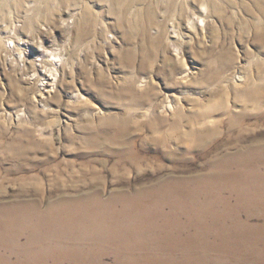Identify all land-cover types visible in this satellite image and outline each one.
<instances>
[{
    "label": "rangeland",
    "instance_id": "1",
    "mask_svg": "<svg viewBox=\"0 0 264 264\" xmlns=\"http://www.w3.org/2000/svg\"><path fill=\"white\" fill-rule=\"evenodd\" d=\"M143 24L149 33L162 36L161 49L151 56L145 53V72L140 70ZM128 53L134 54L133 64L122 60ZM171 62L182 64L173 74L176 89L167 88L158 75L161 68L168 73ZM133 75L140 77V99L145 91L152 99L140 104L131 100L134 90L124 86L132 84ZM206 75L217 77L204 80ZM259 87H264V0H0V174L6 177L0 179V204L37 202L47 211L63 200L82 202L89 193L85 191L101 184L99 199L115 202L114 211L127 214L119 220L100 218L94 222L96 230L92 227L93 233L82 237L34 225L42 214L34 212L16 235L15 228L3 227L7 240L0 247V264H264V190L248 184L241 191L237 186L217 190L219 196L210 199L204 192L193 200L191 194L154 196L133 209L116 195H135L142 186L173 182L171 171L178 177L202 173L225 150L236 151V146L219 148L234 110L248 114L242 124L251 127L239 145L263 138L264 94L250 93ZM119 89L128 93L116 95ZM220 91H225V100ZM217 95L229 105L220 121H214L216 115L211 118L215 123L210 121L219 136L204 145L184 139L173 146L178 152L174 159L150 147L153 161L139 172L131 166L128 174L120 173L115 154L104 165L105 155L84 139L83 126L89 120L96 124L123 115L127 108H139V121L147 120L145 111L162 99L165 114L174 109L167 107L170 101L190 112L197 99L208 102ZM254 97L257 106L251 104ZM143 124L135 130L146 131ZM32 139L44 147L29 157L45 161H27L22 166L34 168L21 172L9 157L11 146L34 147ZM56 166L64 171L97 168L99 175L43 174ZM258 168L264 175V164ZM38 173L40 180L31 184L40 183L41 190L32 192L27 177ZM247 194L257 204L246 203ZM15 216L26 215L23 211Z\"/></svg>",
    "mask_w": 264,
    "mask_h": 264
},
{
    "label": "bare ground",
    "instance_id": "2",
    "mask_svg": "<svg viewBox=\"0 0 264 264\" xmlns=\"http://www.w3.org/2000/svg\"><path fill=\"white\" fill-rule=\"evenodd\" d=\"M142 28L146 36V40H142L140 42V47L142 49L140 70L145 72L149 70V64L145 53L146 51L151 52V56L157 49H161L162 44L160 39L162 36L161 34L153 35L149 33L148 26L145 24L142 25ZM133 58L134 54L128 53L122 58V60L126 61V64L129 65L133 64ZM181 67V62H178L177 64L171 62L168 73L164 72V68L159 70L158 75H160L166 81V85H168L167 88L175 87L174 89H176L179 87L178 83H176L175 79H173V74L176 73L177 68ZM208 76L209 79L212 78V80H215L217 77V75H213L212 77L211 75H206L204 80H206ZM139 80L140 77L133 75V78L130 79V82L132 81V84H135L125 85L124 87L132 91L134 90V96L131 100L138 101L140 104V102H146L150 100V98L152 99V95L149 93V91H145L148 92V94L145 96L142 95L144 101L143 99H140L141 95H139L138 92L140 90L137 88V82ZM149 85H153V82H149ZM254 91L264 94V87H259L258 90H251L250 93H253ZM127 93L128 92L123 93L122 89H119L117 90L116 95H124ZM154 94L159 97L161 93L156 91ZM221 94L225 100V91H220V96ZM220 96L217 95L208 102L197 99L195 107L190 112H185L183 105H176V107H174L175 104L170 101V104L168 103L167 107L174 108L171 110L170 114H165L162 110L161 104L164 99H162L161 102L160 100H157L155 106L152 109L149 107L148 112L145 111L147 120L143 121H139L138 115L140 114H136L139 108H136L135 110L134 108H127L123 115H110L107 118H102V120L96 124H94L92 120H89V124L93 125L88 124L83 126L85 133L84 139L91 144L93 150L101 151L103 155H105L106 158L101 160L104 165L107 163V157L115 154L117 163L120 165V167H122L121 171L123 170V172L120 173L128 174L129 171H127L126 168L131 166L139 172L145 166V163L153 161L152 158L154 155H150L148 152L150 147L159 152L161 156L174 159L176 158L178 152L176 153V149L173 146H175V144L179 145V143H181L184 139H193L200 145H204L205 142L209 141L211 138H213V136H219L220 131L218 132L217 125L215 124L214 126H210V121L212 123H215L214 121H220L219 118L227 114L226 106L229 105L226 104V101L221 102ZM236 96H240V94H237ZM170 97L171 95L168 96L167 102L169 101ZM239 102L245 105L243 99H241ZM251 104L255 106L258 105L255 97L253 98ZM163 106H165V104ZM234 111L235 112H233L226 121V129L229 134L225 135L226 141L219 144V148L220 145L227 147L236 146V151H230L229 149L225 150L224 153L222 152V154L216 156L212 160V164L209 165V168H207L206 171L202 173H197L194 175L191 174L190 177H186L185 175H180L178 177L176 174H174L175 172L173 173L171 171L172 174L170 175L174 176V178L176 177L173 182L161 181L155 185H152L151 187L142 186V188L136 189L137 193L135 195H131L130 191L119 192L116 195L126 199L124 200L125 203L129 208L133 209L135 206L145 204L143 202H148V200L153 199L154 196L165 198L175 195L180 196L191 194V200H193L196 196L204 192L207 198L210 199L211 196H215V194H217V190L224 191L227 190V187L229 186H237V190L241 191L244 187H248V184L257 190H264V175L259 174L258 172V166L264 164V137L261 139H259L257 136L252 137L250 138L249 143H246L245 145H239V143H241V141L247 137L245 130L250 129L251 127L248 124H242L243 118L247 117L248 114L236 112V110ZM215 115L218 116V119L212 121L211 118ZM142 122L145 123L143 125L147 128V130L139 132L136 131V127L141 126ZM133 124H135L134 129L132 128ZM166 126H168V129H164ZM141 128L142 126L139 127V129ZM141 132H150V134H144ZM134 135L137 137H134ZM33 142L35 143L34 147L23 144L20 146H11L14 151H12L13 154L11 153L9 157L19 163L18 169L21 172H25L27 170L29 171V169L34 168L32 166L23 167L22 164L27 161L29 162L30 160H34L38 165L40 162L45 161L44 159L38 160L35 157H29L30 153L33 151L37 152L41 147H44L41 142L35 139ZM99 144L101 145L100 149L97 148ZM66 163L69 165L74 164L73 161ZM62 169L63 168L58 169L57 166L50 169L45 168L43 170V174L51 176V178H69L68 174L76 177H86L90 172L93 178H97L96 174L99 173L97 168L90 169L89 172L86 168H81L78 171H64ZM160 171L161 170H159V172ZM120 173L118 170L114 172L116 176L120 175ZM245 174L246 177L238 178L239 176ZM40 177L41 176L38 173L27 178L30 179L31 184L33 180H40ZM184 177L187 179L183 180ZM0 179H6L5 175L0 174ZM214 179H218L219 182L213 183L212 181ZM25 182L27 183L28 181ZM251 182L253 183L251 184ZM31 185L33 187L32 192L41 190L40 183ZM97 185L98 187L93 191H85L89 193L86 194V197L82 202H68L67 200H63L61 202L51 204L47 211H41L37 202L31 203L29 206L25 204H16L11 206L12 203L14 204V202H11L7 205L0 204V247L5 244V241L7 240L4 239V226L9 225L10 228H15L14 235H16V232L20 230V228L23 227V225L30 218H33L35 215L34 212L37 211L41 212L42 214L40 221H33L34 225L39 223V227L46 226L50 227L52 231H60L61 233L69 232L76 234V236L78 234L82 237L93 233V229L96 230L97 227L94 225V222H98L100 218L109 216V219L111 217L113 220L116 217H119L116 218L118 220L124 219L127 214H118L114 211L113 204L115 202L111 205L112 202L108 203L99 199L98 196L102 192L103 188L101 184ZM0 190H2V185H0ZM217 195L219 196V194ZM118 197H116L114 200L118 201ZM247 197L249 198V194L245 196L246 199ZM261 202L264 203V200L261 199ZM84 203L87 205L83 206ZM246 203L249 205L257 204L254 198L247 199ZM23 211L27 217L25 216L22 219H17L15 215ZM37 232L38 229L35 233ZM117 232H120L119 229ZM9 236L10 235H8V238ZM97 236H99V234H97ZM37 237H39V235H36V238Z\"/></svg>",
    "mask_w": 264,
    "mask_h": 264
}]
</instances>
